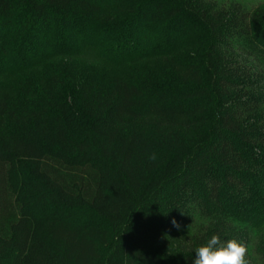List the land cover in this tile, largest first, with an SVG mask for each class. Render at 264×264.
Listing matches in <instances>:
<instances>
[{"label":"trees","instance_id":"trees-1","mask_svg":"<svg viewBox=\"0 0 264 264\" xmlns=\"http://www.w3.org/2000/svg\"><path fill=\"white\" fill-rule=\"evenodd\" d=\"M98 27L116 73L76 64ZM261 61L264 5L0 0V264H193L262 231Z\"/></svg>","mask_w":264,"mask_h":264},{"label":"rangeland","instance_id":"rangeland-1","mask_svg":"<svg viewBox=\"0 0 264 264\" xmlns=\"http://www.w3.org/2000/svg\"><path fill=\"white\" fill-rule=\"evenodd\" d=\"M227 4H239L243 10L251 11L260 5H264V0H218ZM101 29L95 28L92 34L87 36L80 44L79 49L74 56L76 64L80 67L94 66L100 71H106L108 73H116L119 67L115 62L110 60V57L106 56L105 44L100 42V31ZM260 67L264 69V62L261 61ZM124 74L128 70H122ZM264 76V72H263ZM264 225V224H263ZM262 228V227H261ZM262 231L253 230L249 236L242 242L249 245V257L250 264H264V256L261 252L260 245L263 244L264 239V228Z\"/></svg>","mask_w":264,"mask_h":264},{"label":"clouds","instance_id":"clouds-1","mask_svg":"<svg viewBox=\"0 0 264 264\" xmlns=\"http://www.w3.org/2000/svg\"><path fill=\"white\" fill-rule=\"evenodd\" d=\"M172 223L179 227L175 220ZM194 251L193 264H250L249 245L235 238L221 240L219 235H212Z\"/></svg>","mask_w":264,"mask_h":264}]
</instances>
